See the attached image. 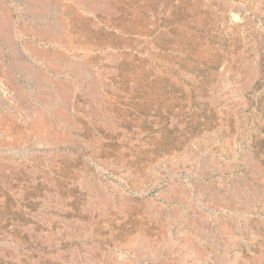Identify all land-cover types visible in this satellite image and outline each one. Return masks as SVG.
Returning a JSON list of instances; mask_svg holds the SVG:
<instances>
[{
  "label": "rangeland",
  "instance_id": "1",
  "mask_svg": "<svg viewBox=\"0 0 264 264\" xmlns=\"http://www.w3.org/2000/svg\"><path fill=\"white\" fill-rule=\"evenodd\" d=\"M0 8V264H264V0Z\"/></svg>",
  "mask_w": 264,
  "mask_h": 264
},
{
  "label": "bare ground",
  "instance_id": "2",
  "mask_svg": "<svg viewBox=\"0 0 264 264\" xmlns=\"http://www.w3.org/2000/svg\"><path fill=\"white\" fill-rule=\"evenodd\" d=\"M25 7H26V6H25ZM0 9H1V8H0ZM2 10H3V11H4V10L7 11L5 8H4V9L2 8ZM32 11H33V10H32ZM38 11H39V10H38ZM40 11H41V10H40ZM34 13H35V12H34ZM0 15H3L2 12H1ZM6 15H7V14H6ZM9 15H10V14H9ZM31 15H32V13H31ZM6 17H8V15H7ZM9 17H10V16H9ZM9 17H8V18H9ZM0 18H1V17H0ZM1 19H2V18H1ZM4 20H5V21H4ZM6 20H8V19H4V17H3V20H2V21L0 20V21H1V23H0V27H1V30H2L3 33L5 32V31H3V30L6 29V26H7V25H9V24H7V25L5 24V22L8 23V21H6ZM12 26H13V24H12ZM9 28H10V27H9ZM11 28H12V27H11ZM13 32H14V31H13ZM3 33H2V34H3ZM7 33H8V32H7ZM0 49H1V48H0ZM0 51H1V50H0ZM23 52H24V51H23ZM30 65H31V64H30ZM32 65H33V64H32ZM20 66H21V65H20ZM33 66H34V65H33ZM28 68H29V67H28ZM40 69H41V68H40ZM57 69H58V68H57ZM32 78H33V77H32ZM45 78H46V77H45ZM46 79H47V78H46ZM43 82H44V81H43ZM0 84H1V83H0ZM39 93H40V92H39ZM50 101H51V100H50ZM46 121H47V120H46ZM37 127H38V126H37Z\"/></svg>",
  "mask_w": 264,
  "mask_h": 264
},
{
  "label": "crops",
  "instance_id": "3",
  "mask_svg": "<svg viewBox=\"0 0 264 264\" xmlns=\"http://www.w3.org/2000/svg\"><path fill=\"white\" fill-rule=\"evenodd\" d=\"M5 9L7 10V8H5ZM2 14H3L2 16L4 17V19H8V20H6V21H8V23L5 22V24H6V25L9 24V25L6 26L5 31H6V30L12 31L13 26H12V23H11V15H9V14H10L9 11H8V10H7V11H5V10L3 11V10H2ZM6 14L8 15V17H9V16H10V17H9V18L6 17V16H7ZM4 21H5V20H4ZM9 27H10V28H9ZM11 27H12V28H11ZM9 35H10V34H9Z\"/></svg>",
  "mask_w": 264,
  "mask_h": 264
}]
</instances>
